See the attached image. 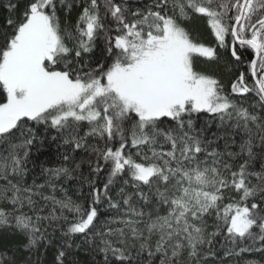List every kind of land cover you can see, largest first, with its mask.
<instances>
[{
    "label": "snow or ice",
    "instance_id": "6c2138e0",
    "mask_svg": "<svg viewBox=\"0 0 264 264\" xmlns=\"http://www.w3.org/2000/svg\"><path fill=\"white\" fill-rule=\"evenodd\" d=\"M4 7L0 264H264V0Z\"/></svg>",
    "mask_w": 264,
    "mask_h": 264
},
{
    "label": "trees",
    "instance_id": "16d2710c",
    "mask_svg": "<svg viewBox=\"0 0 264 264\" xmlns=\"http://www.w3.org/2000/svg\"><path fill=\"white\" fill-rule=\"evenodd\" d=\"M7 2V0H0V24H3L4 22V18L8 15L7 13V9L4 7V4ZM194 28H196V31L193 32V35L197 36L198 39H200L203 42H206L207 44H213L214 43V38L210 36V34H208L206 31H204L202 28L193 25ZM247 55V54H246ZM223 58V57H222ZM197 63V70H202V71H211L213 69H215V65L210 64L206 61V58H200L196 61ZM217 75H219V73H217ZM223 82L225 83V87L227 91H230V84H229V78L227 75H223L222 77H220ZM0 92H2V89H0ZM254 103V98L249 96L247 97V99L245 100V104L246 105H250ZM206 117H202L201 119H204ZM212 131H216L215 125L212 126ZM221 147L223 145V141L220 142ZM79 158V157H78ZM41 160L45 159L44 156L40 157ZM94 159V158H93ZM87 171V169L85 168V172ZM106 177V173L102 174V179H104ZM29 182H31V177H29ZM38 183H42V181H37ZM3 183H5L3 180H0V185H2ZM120 182H118L119 184ZM116 189H114L115 191ZM129 191H131V189H128ZM88 189L87 187H85L83 189V193L84 195H81L80 191H79V185L77 184H70L69 185V191H68V196L72 197V199L74 200H78L79 203L81 204H85L86 206V202H85V195L87 194ZM46 194H48L46 192ZM57 198H61L60 194H58ZM100 211L102 213V215H100L97 223V227H100L106 220L108 219H115L118 217V213L115 210H110L107 208V206H102L100 208ZM209 225H211L213 223V218H209L208 220ZM112 227L115 228H119L122 227V225L120 224H114L112 225ZM213 229L210 227L208 229V231H212ZM56 236L59 237V232L56 233ZM132 254L135 255L136 254V249H132ZM24 256H27V253L23 254ZM54 252L52 250H49L48 254L46 256H41V262L42 264H51L52 258H53ZM146 255V254H145ZM77 258L80 260V264H92V257L85 254V253H77ZM36 259V254L33 255V260ZM97 260L101 259V257H97ZM245 260L248 259H255L257 261H260L264 258L260 257V256H252V255H246L244 257ZM207 264H218L217 261L213 260L211 257L208 258L207 260ZM224 264H238L236 258H233L231 260H225ZM239 264H243L242 261L239 262Z\"/></svg>",
    "mask_w": 264,
    "mask_h": 264
}]
</instances>
